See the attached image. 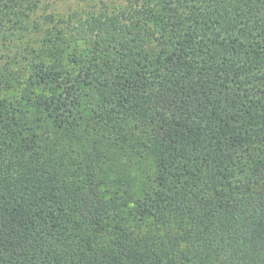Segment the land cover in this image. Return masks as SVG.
Here are the masks:
<instances>
[{
  "label": "trees",
  "instance_id": "trees-1",
  "mask_svg": "<svg viewBox=\"0 0 264 264\" xmlns=\"http://www.w3.org/2000/svg\"><path fill=\"white\" fill-rule=\"evenodd\" d=\"M40 3L0 0V264H264V0Z\"/></svg>",
  "mask_w": 264,
  "mask_h": 264
},
{
  "label": "rangeland",
  "instance_id": "rangeland-1",
  "mask_svg": "<svg viewBox=\"0 0 264 264\" xmlns=\"http://www.w3.org/2000/svg\"><path fill=\"white\" fill-rule=\"evenodd\" d=\"M124 0H41L40 9L34 16L42 26L63 27L62 20L73 14L89 8L111 10L116 5H120ZM53 22L52 25H50Z\"/></svg>",
  "mask_w": 264,
  "mask_h": 264
}]
</instances>
